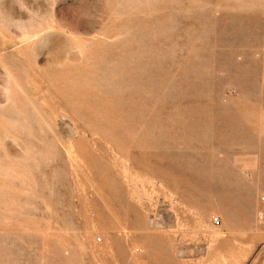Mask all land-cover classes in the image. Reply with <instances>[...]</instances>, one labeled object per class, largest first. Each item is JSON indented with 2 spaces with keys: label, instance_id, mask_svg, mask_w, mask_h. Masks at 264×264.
<instances>
[{
  "label": "rangeland",
  "instance_id": "rangeland-1",
  "mask_svg": "<svg viewBox=\"0 0 264 264\" xmlns=\"http://www.w3.org/2000/svg\"><path fill=\"white\" fill-rule=\"evenodd\" d=\"M263 205L264 0H0V264H230Z\"/></svg>",
  "mask_w": 264,
  "mask_h": 264
},
{
  "label": "crops",
  "instance_id": "crops-1",
  "mask_svg": "<svg viewBox=\"0 0 264 264\" xmlns=\"http://www.w3.org/2000/svg\"><path fill=\"white\" fill-rule=\"evenodd\" d=\"M253 213L254 211L251 212V217ZM261 213L264 217V205L261 208ZM247 222L249 221L247 220ZM252 222L253 224L257 223V225H260L262 228H264V219L262 221L252 220ZM262 239L263 240L261 242L256 244L254 242L250 243L247 241V245L243 252H231L229 253V259L226 260H229L230 264H264V238Z\"/></svg>",
  "mask_w": 264,
  "mask_h": 264
},
{
  "label": "built area",
  "instance_id": "built-area-1",
  "mask_svg": "<svg viewBox=\"0 0 264 264\" xmlns=\"http://www.w3.org/2000/svg\"><path fill=\"white\" fill-rule=\"evenodd\" d=\"M213 221L215 222V224H218L219 223L218 218H214Z\"/></svg>",
  "mask_w": 264,
  "mask_h": 264
}]
</instances>
